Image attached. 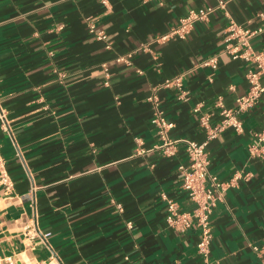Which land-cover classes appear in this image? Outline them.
Instances as JSON below:
<instances>
[{"label":"crops","instance_id":"obj_1","mask_svg":"<svg viewBox=\"0 0 264 264\" xmlns=\"http://www.w3.org/2000/svg\"><path fill=\"white\" fill-rule=\"evenodd\" d=\"M219 2L0 0V145L13 179L10 191L0 183V264H203L201 230L167 221L164 195L182 212L197 204L182 188L187 148L166 152L150 98L171 140L202 143L201 118L220 126L249 91L254 64L226 51L225 29L264 27V0L232 1L185 39L172 34ZM251 43L263 53L264 31ZM240 120L207 146L225 184L215 264H264V96Z\"/></svg>","mask_w":264,"mask_h":264},{"label":"built area","instance_id":"obj_2","mask_svg":"<svg viewBox=\"0 0 264 264\" xmlns=\"http://www.w3.org/2000/svg\"><path fill=\"white\" fill-rule=\"evenodd\" d=\"M236 0H220L219 5L209 6L202 9H191L188 14L183 17L179 25L172 31L181 39H185L193 30L195 24L199 21L206 20L218 8L225 9L226 6ZM264 31V27L258 29H249L235 21L229 22L225 29L226 51L232 54L234 59L244 58L250 60L254 64V68L248 72L249 91L240 96L236 100V108L223 109V120L220 126L211 128L209 118L204 116L201 118V124L208 131L207 139L202 143L191 140H171L169 130L173 124L167 120L164 113L159 109L156 97L150 98L155 103L156 113L154 124L157 126L160 137L163 140L166 152L171 153L172 149L178 143H184L188 152V164L181 165L182 188L187 192L189 198L194 201L197 206L193 211L182 212L177 202L167 200L168 223L178 231L187 232L193 226L199 228L202 232V238L198 243V251L203 258V264H215L211 258V244L213 241V231L211 224V215L217 204L223 200L225 192V184L218 180L215 175L209 172V158L207 146L210 140L218 137L220 132L226 126H231L238 131H242L243 125L240 120L241 113L255 107L264 96V52L256 53L253 49L251 40L253 37L260 35ZM97 38L107 41L108 36L104 32H98ZM214 68L217 67L216 58L207 62ZM175 83L180 86V78L174 81H168L167 85ZM0 121L2 127L6 131L10 130L7 114L1 105L0 100ZM259 142H264V129L257 135ZM0 183L5 187L6 191H10L13 187V179L7 169L6 159L2 154L0 145ZM49 234H45V237Z\"/></svg>","mask_w":264,"mask_h":264}]
</instances>
